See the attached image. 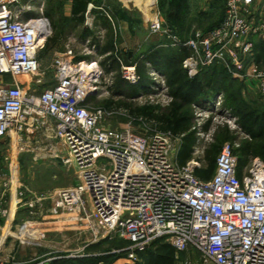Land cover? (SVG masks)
<instances>
[{"label":"built area","instance_id":"1","mask_svg":"<svg viewBox=\"0 0 264 264\" xmlns=\"http://www.w3.org/2000/svg\"><path fill=\"white\" fill-rule=\"evenodd\" d=\"M223 2L224 17L208 32L197 31L181 41L156 18L149 22V34L166 37L173 48L190 50L182 64L189 78L214 64L223 65L233 75L253 78L264 97V69L245 67L253 52L250 37L264 39V18H249L254 0ZM92 8L88 5L85 25L93 20L87 16ZM32 10L28 0H0V140L17 142L32 127L43 128L48 120L53 124L55 137L66 147L64 163L75 167L81 180L77 187L53 193L54 212L93 223L95 239L126 241L128 245L117 253L126 254L127 264L137 263L157 240L176 252L194 248L203 263L264 264V162L252 159L239 175L233 154L238 144L226 143L212 178L201 181L194 174L201 165L199 158L184 167L176 164L178 138L159 131L140 136L130 128L104 127L102 112L84 105L98 90L102 70L97 62L76 63L72 50L55 61L53 87L35 93L33 88L43 83L39 41L51 31L49 25L39 28L45 19L32 17ZM135 69V65L122 66L121 77L129 85L140 81ZM164 85V76H158L155 89ZM215 97L202 103L211 108L194 104L195 113L218 112L222 95ZM57 259L44 257L23 264ZM0 264L6 263L0 260Z\"/></svg>","mask_w":264,"mask_h":264},{"label":"rangeland","instance_id":"2","mask_svg":"<svg viewBox=\"0 0 264 264\" xmlns=\"http://www.w3.org/2000/svg\"><path fill=\"white\" fill-rule=\"evenodd\" d=\"M195 2L156 0L161 22L170 29L169 26L174 27V21H178L181 25L177 24L176 29L181 30V34L184 26H187L190 30L182 37L188 38L197 31L213 28L222 19L223 0H208L202 6V13L198 12L199 7L195 6ZM28 3L33 8L31 16L43 17L51 31V35L42 41L38 49L43 83L33 88L35 93L51 87L48 83L54 77L55 61L72 50L76 63L97 62L102 70L97 85L99 88L87 97L86 107L90 111L102 112L104 127L130 128L137 135H148L157 131V124L144 119L139 110L151 108L156 113H166L177 102L183 105V112L192 114L196 132L200 133L197 138L201 148L198 145L194 158H201L204 149L213 146L222 149L226 143L238 146L246 144L248 139L242 137L236 127L239 126L237 121L232 120V113H223L226 110L223 106L224 102L230 105L235 101L239 108L256 113L264 111V97L260 96L251 77H238L232 73L230 78L220 75L218 79L227 80L230 86L228 92L219 93L222 95L220 109L198 116L193 105L183 102L182 93L176 101L173 93L178 91L168 85L171 79L175 86H179L183 75L181 62L176 57L177 52H173L169 39L162 37L153 43L152 39L140 36V33L135 39L114 37L113 25L105 21L107 15L113 19L117 31L125 27L120 22L121 18L129 19L135 31L142 27V17L135 12L122 11L121 0H87V8L88 5L93 6L87 15L93 19L90 25H85L86 12L81 23L72 19L74 0H28ZM146 17L151 18L152 15ZM85 32L87 39L83 37ZM147 32L150 33L149 24ZM153 50L160 54L157 63L152 61ZM126 65L136 66V73L140 77L138 84L129 85L122 79V66ZM160 74L164 76L165 85L163 90H156V80L158 76L161 77ZM8 144V141L0 140V260L6 264H23L54 256L66 259L93 258V264H126V259L114 255L127 244L115 237L100 239L98 236L95 239L97 229L93 223L88 225L86 221H75L67 212H54L53 193L77 187L81 180L76 168L64 163L66 147L55 137L53 124L48 120L45 127L30 129L28 152L24 153V150L15 156L16 148L11 152ZM177 144L174 158L180 140ZM253 145L259 155L251 157L250 161L259 158L264 162V128ZM14 157H17V165L11 163ZM16 193L17 197L14 196ZM26 240L28 243H25ZM108 255L113 256L112 260ZM135 264H146V259L138 256ZM173 264L213 263H203L199 252L188 248L183 252L175 251Z\"/></svg>","mask_w":264,"mask_h":264},{"label":"trees","instance_id":"3","mask_svg":"<svg viewBox=\"0 0 264 264\" xmlns=\"http://www.w3.org/2000/svg\"><path fill=\"white\" fill-rule=\"evenodd\" d=\"M86 9L87 0H74V4L71 9L72 19L75 20V22L81 23ZM211 29L203 32H208ZM173 33L175 34L176 32L174 31ZM176 34L179 36L178 33ZM179 39L181 41H187L189 38L181 36ZM254 47L256 49L254 48L252 52V60L257 66L260 65V62L264 65V39H258ZM173 52H177L176 57L179 60V63L181 62L180 65L183 73L181 77V84L179 86H175V82L171 79L168 82V85L172 87V89L175 88L178 91V93H173L176 101L180 99L179 95L182 93L181 95H183V102H185V104L187 103L191 106L200 103L202 105V103H206L217 94L221 92H228L230 86L227 80L220 81L218 79L220 75H223L226 78L232 75L231 72L223 65L214 64L208 68L202 69L195 77L189 78L182 68V63L190 56V50L186 47H179L174 48ZM159 55L158 51L153 50L152 61L156 62ZM247 61L245 62V67ZM87 100L88 98L85 100L84 105L87 104ZM182 107V104L174 102L166 113H156L155 110L151 108L139 110V114L142 115L144 119L157 124V131L170 134L174 138H178L180 140L175 156L176 164L179 167H184L194 158V148L198 140L196 135L197 132L194 128V117L190 112H183L181 110ZM223 107L237 118L239 128L242 132L249 136V139L245 141L246 144L244 146L239 145L238 147L233 148V154L237 159V172L240 175L242 169L250 163V158L259 155L255 150L253 141L258 138L259 133L264 128V111L262 113H256L251 110L239 108L235 105V101L230 105H227L224 102ZM220 151L221 149L218 146L204 149L203 156L199 158L201 164L200 168L195 169L194 172L196 178L201 181H208L212 178L216 167V159ZM120 241L128 245L126 241ZM117 256L118 258H126V254L123 252L114 255V257ZM139 256L146 259V264H173L175 259V249L170 244L162 240H157ZM112 257L113 256L108 255V258H111V260ZM94 261L95 260L93 258L66 259L60 257L57 260L48 262L47 264H93Z\"/></svg>","mask_w":264,"mask_h":264},{"label":"crops","instance_id":"4","mask_svg":"<svg viewBox=\"0 0 264 264\" xmlns=\"http://www.w3.org/2000/svg\"><path fill=\"white\" fill-rule=\"evenodd\" d=\"M207 1L208 0H196L195 6L196 7L197 6L199 7V10H198V12L200 11L199 13H202L203 12L202 11V6ZM148 2H149V0H146V1L145 0H121V8H122V11L126 10L127 13H134L135 12V13H138V15L142 17L141 18V23H142L141 24L142 25L141 30L135 31V29L130 26V20L129 19L121 18L120 19V22L122 24H124L125 27H124V30H121L120 29L119 31H117L116 28H115L113 19L106 14L107 15L106 16L107 20H105V21L107 23H110V24L113 25V31H112V33H113V35H114L115 38L135 39V38H138L139 37L137 35L139 33H140L139 34L140 36H143V37L144 36H147L148 39H152L153 43L156 42L157 39L162 38L159 35H150L147 32V27H148V24H149V22L151 20H154V19L158 18L161 21V19L159 17L157 5H156V0H152V3H150L149 5H148ZM191 13L192 12L190 11V14ZM148 14L152 15V17L151 18H147L146 15H148ZM249 18L253 19L254 21H259L260 19H263L264 18V0H254L252 6L250 8ZM174 23H175V26L174 27H170V29L171 30L173 29L172 31L173 32L175 31L176 33H178L180 37L182 36V34L183 35H186L187 34V31L190 30V28H187V26H184V29H183L184 31L181 34V30L177 31V29H176L177 28V24H178V26H180L181 23H180V25H179L178 21H174ZM84 36L87 39V36L86 35H83V37ZM176 36L178 38H180L177 34H176ZM191 37H188V38H191ZM255 39L258 40V39H262V38L257 37V36L250 37V41L252 42V45H253V50H254V48H255L254 46L256 45V42H257V40H255ZM250 58L247 61L246 69H249L252 65L257 66L254 63V61L252 60V58L251 59ZM259 64L260 65H258L257 68L258 69H264L263 63L260 62ZM251 80H252V83L257 87V82L253 78ZM48 84H49V86L53 87V82L52 81L49 82ZM5 141H7V140H5ZM8 147H9V151H11V152H14V149L16 148V155L15 156H17L18 154H20L24 150H26V151H24V153L25 152H28L27 151L28 150V135L25 134L22 137L21 140H19L17 142H12V143L8 144ZM16 159H17V157H14L13 159H11V163L14 164L15 161H16ZM15 164L17 165V162Z\"/></svg>","mask_w":264,"mask_h":264},{"label":"bare ground","instance_id":"5","mask_svg":"<svg viewBox=\"0 0 264 264\" xmlns=\"http://www.w3.org/2000/svg\"><path fill=\"white\" fill-rule=\"evenodd\" d=\"M146 1V0H145ZM150 3H152V0H149V2H148V5L150 4ZM48 25V23H47V21L45 20L44 22L42 21V22H40L39 23V28L40 29H43V28H45L46 26ZM40 42H42V40L40 39V41H39V43ZM93 68V67H92ZM91 68V69H92ZM90 69V68H89ZM88 69V67L87 66H85V70H89ZM216 97H214V99H215ZM212 100V99H211ZM201 105V104H200ZM203 106V105H202ZM206 107H209V108H211V106L210 105H205V106H203V108H206ZM28 241L26 240V242L25 243H27Z\"/></svg>","mask_w":264,"mask_h":264}]
</instances>
